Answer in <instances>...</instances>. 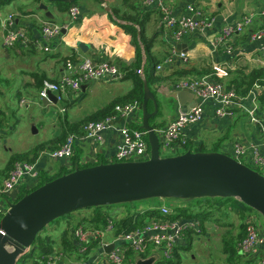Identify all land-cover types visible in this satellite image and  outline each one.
I'll return each mask as SVG.
<instances>
[{
    "label": "crops",
    "instance_id": "1",
    "mask_svg": "<svg viewBox=\"0 0 264 264\" xmlns=\"http://www.w3.org/2000/svg\"><path fill=\"white\" fill-rule=\"evenodd\" d=\"M163 1L170 6L173 15L176 17L190 16L191 13L188 10V5L193 4L213 18L214 22L212 29L205 32L194 31L192 34L185 36L181 41L177 42L171 35V31L161 25L159 14L155 11L157 3L150 5L143 3L144 9L151 11L144 28L145 37L147 40L154 38V42L149 49L154 56L161 60L160 64L162 65V69L160 70L162 78L160 81L148 84L158 100V108L160 111V115L152 119V121L162 122L166 125L182 112L183 108H188L189 110L193 107V101L190 97L184 100V107L173 97V94L178 92L177 90H173V84L177 81L203 75H209L213 79H219L215 74V68L217 66H225L228 70V75L222 80L228 83L230 77L234 75L233 72L238 68H245L249 71L264 67V57L262 55L264 36L262 39H254L252 37V34L256 30L262 29L264 31V0ZM41 2L48 4L50 16H47L46 11L39 8ZM65 4H69V6L61 4L60 1L49 0H11L5 4L0 3V94L6 89H12L18 93L22 90L30 91L31 89L40 91L38 76H44L45 79L51 81H58L65 70L67 59L70 58L78 60L91 57L98 61L109 60L116 62L122 67L125 75L130 70L129 68L136 63L138 58L137 46L133 42L132 35L125 28V25L130 23L118 18L112 11L113 7L121 6V0H78L74 3ZM74 4L79 7V13L76 19H72L69 12L70 7ZM107 7L110 9H107ZM249 14H254L255 21L250 26H247L243 32L233 35L232 52L228 53L222 47L214 50L212 45L214 37L221 33L226 25ZM45 21L64 25L66 29L62 35L47 42L44 40L41 31L42 23ZM9 28L24 29L29 36V43L27 45L16 43L12 47L4 46L3 37ZM80 43L85 44L86 47L82 48ZM178 43L187 44V49L185 50L187 55L186 60H183L179 56V52L182 50L177 48ZM139 45L141 50L140 69H143V73L139 75L145 78V67L148 62V55L141 41ZM46 46H49V50L44 49ZM166 58H171L172 61L165 64ZM192 68L195 71L188 74L183 73L184 69ZM205 70H208V72H204ZM6 82H12L13 84H3ZM133 86L134 81L131 78L85 82L78 93L70 92L63 96L61 100L64 102L63 106L66 108L63 112H67L68 114L64 126L67 123L85 121L90 116L111 107L116 100L127 95ZM260 91L257 88L247 97L241 98L240 102L242 106L237 105L234 108V115L232 116H216L215 108L217 103L214 101L206 102L204 119L200 123L187 126L184 130L189 146L197 148L200 146L205 147L207 144H219L221 150L216 151L225 152L233 156L234 146L237 143L249 147L258 145L261 141L262 132L246 108H251L255 104L259 105L257 94ZM22 96L23 94L20 96L21 99L23 98ZM43 100V105L48 106L47 110L51 112V107L55 106V104L49 100L44 103ZM166 101L173 103L172 108L174 111L171 114H166L163 111V104ZM262 112L259 111L260 116H262ZM2 114L3 111L0 109V116ZM131 115L118 118L115 121L116 126L141 125L142 109L138 110L136 114ZM164 116H166V119ZM4 125V120L0 119V137L8 134V129ZM120 141V131L114 128L102 132L100 140L82 137L77 138L75 141V152L70 160L55 159L49 156L47 152H44L34 162L39 172V177H27L25 179V186L27 187V185L32 184L29 186L31 188L38 183L40 176H54L72 165H93L114 162L117 146ZM8 150L12 154L15 153V150L11 149V147ZM0 169L3 168L0 167ZM163 203L168 204L166 202H151L149 204ZM180 204L186 206L190 202H184L182 200ZM154 206L156 207L158 205ZM150 207L153 206H149L147 209ZM231 211L236 212L232 209ZM253 211H246L248 215L245 218H241L236 212L242 221L240 226L251 216L256 218L261 232L264 233V222L256 215L259 213ZM259 215L261 216V214ZM226 222L233 223L230 220ZM210 223L205 224L206 229ZM219 226L225 227L226 230L231 229L232 231L234 228V224ZM192 229L200 231V223L198 222V225L192 226ZM205 233L208 234L207 230ZM233 233L236 234V232ZM200 234L203 233L194 232L192 234L193 240L189 247L190 250L195 242V237L200 236ZM185 237L186 235H183L178 243L187 244ZM105 239L110 242L113 239V233L108 234ZM62 249L61 243L59 245L54 244V251H60ZM65 251L66 255L62 256L63 258L58 264H90L98 258L106 257L105 250L100 246L86 257L78 258L71 253L72 251ZM188 252V249H180L181 264L183 263L182 255L184 254V257L187 258ZM159 254L153 247L151 248V252L146 256H142V258L157 256L158 259H156L154 264H158L160 260ZM226 257L227 262L230 264H264V244L260 245L251 254H242L239 250L233 263L229 261L227 254ZM30 264H32V259ZM94 264H103V262H96Z\"/></svg>",
    "mask_w": 264,
    "mask_h": 264
},
{
    "label": "built area",
    "instance_id": "2",
    "mask_svg": "<svg viewBox=\"0 0 264 264\" xmlns=\"http://www.w3.org/2000/svg\"><path fill=\"white\" fill-rule=\"evenodd\" d=\"M142 2L145 5L157 3V9L161 13V25L171 31V35L177 42L194 31L205 32L212 29L214 25L213 18L193 4L188 5V10L191 13L190 16L176 17L173 15L170 6L163 0H143ZM69 12L71 18L76 19L79 13L78 5H72ZM254 21V14H249L226 25L221 33L216 35L214 40H212L213 49L217 50L218 47H222L224 51L231 53L233 50V35L243 32ZM65 27L55 22L45 21L41 26L42 36L45 41L49 42L53 38L62 35L63 30L66 29ZM263 36L264 31L262 29H258L252 34L254 39H262ZM29 41L27 32L22 28H9L3 37V44L6 47H12L16 43L27 45ZM44 49L49 50V46L44 47ZM262 55L264 57V45L262 47ZM179 56L183 60L187 59L186 52L184 51H180ZM171 61V58H166L165 64ZM157 69L161 70L162 65L159 64ZM138 73L142 74L143 69H139ZM215 74L219 79L203 75L182 79L173 84V90H189L194 93L197 96V102L188 111L180 112L166 125L156 127V132L160 138V147L175 151L178 147L187 145L188 140L186 139L184 130L187 126L200 123L204 119L206 102L214 101L217 103L215 115L218 117L232 116L234 115V108L237 105L242 106L240 102L241 98L237 95L235 89L229 88L228 84L222 80L228 75L227 68L225 66H217ZM124 75L122 67L118 63L109 60L98 61L91 57L68 60L65 64V70L58 81L44 80L43 86L39 91V97L41 99H49L48 93L52 91L56 93V98L59 102L63 99V96L70 92L78 93L85 82L122 79ZM65 109V107L62 108L63 111ZM140 109H142V104L137 100L117 104L112 114L102 119L85 121L80 125V134L70 133L59 148L47 151V153L55 159L70 160L75 152V141L77 138L100 140L102 132L116 128L120 131L121 141L117 146L115 160H146L150 157L147 130L142 128L141 125L117 127L115 123L118 118L136 114ZM246 109L262 132L261 141L258 145L251 147L237 143L234 146L233 157L239 161H241L240 158L247 157L246 160L253 167L247 165L264 174V111L262 112V116H260V108L256 104ZM257 168L261 169V171ZM27 177L38 178L39 172L36 169L35 163L20 161L15 164L9 175L0 183V222L9 209L8 202H13L12 199L16 202L19 193L24 188L23 186L26 185L25 179ZM31 185H27V188H30L29 186ZM156 208L160 210L162 216L172 213V207L164 203L156 206ZM140 210L141 213L147 211L146 209ZM116 217L118 219L120 216ZM108 222L107 226L103 229L88 226L85 223H79L75 227H72L70 232L77 248L71 253L78 258L86 257L99 246L105 250L104 247L106 245L113 244L111 251L105 250L106 257L98 258L90 264L96 262H103V264H136V258L142 257L141 254L145 253L149 246H152L160 253V260L169 259L173 256L175 247L185 234V231L194 225H198V222L193 219L149 217L143 227L117 234L113 228V220L110 219ZM110 233H113V239L109 242L105 238ZM0 234L5 235V231L1 225ZM93 242H97V245L91 249L90 246ZM262 244H264V233L261 232L256 219L249 216L246 221L245 236L238 243V249L242 254H251ZM62 248L60 251L53 250L47 254L42 259V264H58L63 258L62 256L66 255L63 245Z\"/></svg>",
    "mask_w": 264,
    "mask_h": 264
},
{
    "label": "water",
    "instance_id": "3",
    "mask_svg": "<svg viewBox=\"0 0 264 264\" xmlns=\"http://www.w3.org/2000/svg\"><path fill=\"white\" fill-rule=\"evenodd\" d=\"M49 1L74 3L78 0ZM39 8L50 16L47 3L41 2ZM80 46L86 47L83 43ZM177 48L186 52L187 44L178 43ZM48 96L44 103L49 100L57 104L54 92L49 91ZM173 97L182 107L187 98L192 99L193 106L197 99L189 90H180ZM149 101L154 104L153 112L148 110ZM186 111L188 108H183L182 112ZM157 113L158 100L145 81L141 127L148 132V159L77 166L74 171L45 182L18 201H9V209L0 222L5 231V235L0 234V264H17L47 225L90 207L150 198L234 197L264 217V174L220 151L188 149L178 155L162 156L160 138L156 127L150 123ZM112 248L113 244L104 247L106 251ZM156 259L157 256L139 257L136 264H154Z\"/></svg>",
    "mask_w": 264,
    "mask_h": 264
},
{
    "label": "trees",
    "instance_id": "4",
    "mask_svg": "<svg viewBox=\"0 0 264 264\" xmlns=\"http://www.w3.org/2000/svg\"><path fill=\"white\" fill-rule=\"evenodd\" d=\"M10 1L11 0H0V3L5 4ZM60 3L69 6V4H65L62 2ZM112 11L115 16H117L120 19L126 20L130 23V24H126L125 28L132 35L133 42L137 46V55H138L137 61L131 68H129L130 70H128L127 74L124 75V78L133 79L134 86L127 95H125L121 99L116 100L111 107H108L98 112L97 114L90 116L87 120H98L112 114L114 112L116 104L119 103L123 104L126 102L137 100L142 104L144 97V82L147 81L148 84H151L153 82L160 81V79L162 78L161 71L157 69V66L160 64L161 60H159L156 56H154L151 50L149 49L154 42V38H150L149 40H147L144 32V28L147 23V19L150 16L151 11H147L144 9L142 0H121V6L113 7ZM155 11L159 14V17L161 18L160 11L157 8ZM140 41L144 45L148 55V62L145 67V75H146L145 78H142L138 73L141 62L140 59L141 50L139 45ZM68 60H75V59L70 58L67 59V61ZM193 71H195L194 68L184 69L183 73L188 74ZM204 72H208V70H205ZM233 74L234 75L230 77V79L228 80L227 83L228 87L234 88L237 95L240 98L247 97L257 88L260 89L261 91L257 94V101L259 104L260 111H264V67L255 68L249 71H247L245 68H238L233 72ZM38 78H39L38 85L41 89L44 80L47 79H45L44 76H38ZM148 110L150 112L154 111V104L152 101H149L148 103ZM159 115H160V111L158 108V113L155 116H153L150 121V123L155 127H162L165 125L162 122L152 121V119H155ZM85 121L79 123H67V125L64 126L62 132L55 138L51 139L50 141L46 143L38 144L28 151L12 154L7 163V166L4 169H0V183L3 181L5 177L9 175L10 171L15 167V164L17 162L28 161L34 163L36 162V159H38L40 154L59 148L64 143V141L66 140L67 136L70 133L80 134V125ZM184 148L185 151H187L188 149H191L193 151H208L205 149L204 146H200L197 148L192 146L189 147V143L185 145ZM114 162H116V160ZM93 165L91 164L72 165L69 168L63 169L62 172H59L54 176H48V177L40 176L38 183L35 184L33 187L31 188L24 187L21 190L16 201L21 199L25 194L40 187L45 182L53 180L63 174L74 171L77 166L80 168H84ZM203 199H207V201H204ZM194 200H196V202ZM194 200H191L190 203L191 205L189 206L188 205L179 206L176 208L172 206V213L167 216H162L160 214L161 213L160 210H158L155 206L151 207L152 209H146L147 210L146 212L141 213L140 208L136 204L121 203V206H125V205L131 206L129 208L127 207L126 215L123 217L121 216L117 219L116 216L118 214H111L110 211H107L105 209L112 206V205H108V206H96V207L87 208L91 210V213L89 215L81 217L80 220L81 223H85L88 226L103 229L109 223L108 221L112 219L114 222L113 228L117 234L122 232H130L135 229L143 227L146 224V220L149 217H155V218L165 217L171 219L196 220L200 223L201 230L196 231L192 229V227L188 228L184 234V236L186 235L185 239L187 240V244L178 243L177 246L175 247L174 254L171 258L162 259L158 261V264H181L180 249H186V250L189 249L190 245L192 244V240H193L192 234L194 232L205 233L206 232L205 224L208 222L217 223L222 226L233 225V223H227L224 219L225 217L229 216V210L231 209L235 210L241 218L242 217L245 218L248 215V212L246 211L253 210L251 207L247 206L245 203L234 197H227V198L204 197V198H197ZM196 207L197 210L195 211L193 208ZM216 213H219V215L223 218V220H220V218L215 216ZM71 215L72 213L67 214L65 216L71 217ZM245 228H246V222L241 224L238 233L234 234L231 229H227L222 237L223 251L227 254L228 259L231 263L234 262L238 254L239 251L238 243L245 236ZM54 243L55 241L52 236L50 235L41 236V234L39 233L31 249L20 259H23V262H25L28 259L30 260L32 259V264H41L42 259L47 254L51 253L54 250ZM61 245H63L64 250H68V251L76 250L77 246L72 238L70 229H67L63 232ZM96 245L97 242H93L90 248L92 249ZM151 248L153 247L149 246L147 251L145 253H142L141 256L148 255L151 252Z\"/></svg>",
    "mask_w": 264,
    "mask_h": 264
},
{
    "label": "rangeland",
    "instance_id": "5",
    "mask_svg": "<svg viewBox=\"0 0 264 264\" xmlns=\"http://www.w3.org/2000/svg\"><path fill=\"white\" fill-rule=\"evenodd\" d=\"M3 84L10 85L13 83L6 82ZM169 88L171 89L170 85ZM22 94L23 98L21 99L20 96ZM63 105L64 102L59 101L57 104H55V106L51 107L50 112L47 110L48 106L43 105L42 99L39 97V91L35 89H31L30 91L22 90L20 93L13 91L12 89H6L3 91L0 94V109L3 111L0 119L4 120V126L8 129V134L0 137V167L4 169L12 155L10 150H8L9 147L15 150V153L25 152L30 150L32 147L40 143H44L45 141L50 140L51 138L58 135L63 129L66 117L68 115L67 112H63ZM172 106V102L166 101L163 104V111L166 114H171L174 111ZM164 118L166 119V116H164ZM205 149L221 150V147L219 144H207ZM160 152L164 157L173 156L185 152V148L178 147L177 150L174 151L172 149L161 147ZM240 160L253 167V165L245 158H240ZM257 169L261 171V169ZM182 200L184 202L191 203V200L179 198H150L136 201L132 204H136L139 208L147 209L149 206L160 205L149 204L151 202H166L168 203V206H173L176 208L183 206V204H180ZM203 200L207 201V199ZM12 201L14 202L15 200L12 199ZM194 201L196 202V200ZM186 205L189 206L191 204ZM125 206H121V204H115L105 209L110 211L111 214H118L120 217H123L126 215L127 207H131L129 205ZM193 209L196 211L197 207ZM253 212H255V210ZM90 213V209H83L73 212L71 217L62 216L47 225L40 232V234L41 236H52L55 241L54 244L59 245L61 243L63 232L81 223V217L89 215ZM259 214L256 215L261 221L264 222V217L262 215L260 216ZM215 216L220 218V220H223L219 213H216ZM229 217H225L224 219L226 221L230 220L233 222V232L238 233L240 230L239 226L242 221L239 219L236 212H232L231 210H229ZM206 230L208 234L203 233L200 234V236L195 237V242L193 243L191 250L188 249V257L186 258L184 257V254L182 255V264H230L227 262L226 254L223 251L222 237L226 232V228L221 227L216 223H210V225H207ZM30 263L31 260L29 259L25 262H23V259H19L17 264Z\"/></svg>",
    "mask_w": 264,
    "mask_h": 264
}]
</instances>
